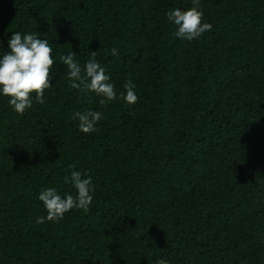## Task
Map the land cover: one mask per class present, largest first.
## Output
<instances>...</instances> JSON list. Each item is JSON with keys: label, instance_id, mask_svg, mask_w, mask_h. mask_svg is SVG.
I'll return each mask as SVG.
<instances>
[{"label": "trees", "instance_id": "1", "mask_svg": "<svg viewBox=\"0 0 264 264\" xmlns=\"http://www.w3.org/2000/svg\"><path fill=\"white\" fill-rule=\"evenodd\" d=\"M193 0H0V41L48 39L55 59L95 51L118 93L73 89L56 62L43 104L0 96V264H264V0H199L211 29L188 42L166 12ZM118 55L113 56L111 49ZM97 110L83 133L77 111ZM89 210L58 222L38 193L76 194Z\"/></svg>", "mask_w": 264, "mask_h": 264}, {"label": "clouds", "instance_id": "2", "mask_svg": "<svg viewBox=\"0 0 264 264\" xmlns=\"http://www.w3.org/2000/svg\"><path fill=\"white\" fill-rule=\"evenodd\" d=\"M199 0H193L191 8L182 9L175 6L166 12L167 18L176 25L175 35L178 39L188 42L198 40L203 33L212 27L210 23L203 22V12L198 7ZM34 32L19 31L12 32L6 39V51L4 41H0V96L8 97L7 103L12 111L24 114L33 103L43 104L45 90L53 85L50 83V73H58L56 62L65 67L64 74L73 89L94 92L100 97V104L106 105L122 98L125 102L134 103L138 97L135 85L126 81L123 85L124 91L118 93L110 76L96 59L93 51L91 58L84 62L83 67L75 59L77 52L71 51L55 59L54 50L48 39L41 38ZM113 56L118 55L116 48L111 49ZM73 119L78 121V130L83 133L96 131V125L103 118L102 113L97 110L77 111ZM72 170L64 177L66 183H71L76 194H61L56 187L42 188L38 193V200L42 202L46 210V216L38 217L37 223L45 219L58 222L64 218L65 213L73 209L87 212L93 201L95 187L91 175ZM159 264H167L160 260Z\"/></svg>", "mask_w": 264, "mask_h": 264}]
</instances>
